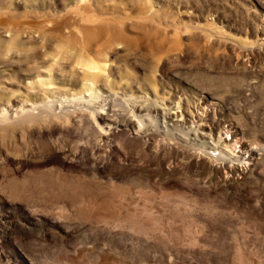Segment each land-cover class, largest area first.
Listing matches in <instances>:
<instances>
[{
	"label": "rangeland",
	"instance_id": "374dc122",
	"mask_svg": "<svg viewBox=\"0 0 264 264\" xmlns=\"http://www.w3.org/2000/svg\"><path fill=\"white\" fill-rule=\"evenodd\" d=\"M93 17L109 24L96 38ZM112 91L148 127L123 125L116 104L123 128L95 153L101 169L87 113L64 168L42 154L19 168L30 149L0 134V177L37 170L47 186L57 166L96 182L0 185V264H264V0H0V103ZM97 192L107 200L84 201Z\"/></svg>",
	"mask_w": 264,
	"mask_h": 264
},
{
	"label": "bare ground",
	"instance_id": "6f19581e",
	"mask_svg": "<svg viewBox=\"0 0 264 264\" xmlns=\"http://www.w3.org/2000/svg\"><path fill=\"white\" fill-rule=\"evenodd\" d=\"M92 19L94 20L95 24L89 27L88 36L91 35L92 38H96L97 36L101 35L106 30V28L103 26L107 23H105L103 20H107V17H104L103 20H101L99 17H97V18L93 17ZM86 20L88 22H91V19H86ZM107 25L109 26V24H107ZM86 28H87L86 25L81 24L78 26V29L81 32H83V34H86ZM71 30H73V29H71ZM109 30H111V32H112L113 26H111ZM91 96L92 95L89 94V99L83 98L84 96L80 97L78 99L75 97H71L68 99L66 97L65 99H61L60 101H51L52 100L51 99L50 101H47L46 103L35 102V101L34 102L19 101V100L14 101L15 103H12V102L4 103V104L0 103V134L3 136L4 133H9L12 135V138H13V136L18 133V134H20L19 138L23 141L22 143L24 144V146L27 149H30L28 154H26V156H24L23 159L22 158L18 159V162H17L19 165L18 167L19 168L22 167V165H23L22 162H25L23 160L30 162L33 158H36V157H38V155L42 154V158L44 159L43 162L45 164H50V162H52L53 159H55V161L56 160L58 161V162H55L56 165H63V168H64L70 159L68 149H69V144L71 143V137H72V134H71L72 131L70 128L71 120L76 119L77 115H83V114L87 113L90 115L91 120H89V123L94 130V138L89 139L91 142H93L92 146L89 147L90 148V155L93 156L91 158L94 161V164H96L98 169H101V167L104 165V156L101 157L102 159L100 157H94L95 153L99 152V151L105 152L107 150L105 143L107 142V138H109V134H112L113 136H115L117 133H113V132L117 131L118 129L123 128V127H121V124H119L117 121V119L119 118V117L117 118V116L122 114V111H121L122 109L119 107H116L115 105L119 103L121 106H123L125 100L123 98H121L117 92H113V91L110 92V94H108L106 97H103L100 99H92ZM119 99H122V102H118ZM124 105H125V108L127 107L130 110L131 115L127 117V121H124L126 123L122 122V124L123 125L124 124L132 125L134 127V131L136 134H140V133L145 132L146 127H148V125H147V123H144V119L138 115L140 118L137 121L136 115L134 114L135 109L131 108L128 103H126ZM178 116H179V112L177 110L173 109V111L169 115V118H170V120H173V119L175 120V119L179 118ZM164 121L165 122L162 125L166 126L167 121L166 120H164ZM176 122H177V120H176ZM117 123H118V126L115 128V126H116L115 124H117ZM204 125L205 124L200 123L201 133L203 135H206V134H208V132L204 130L205 129ZM202 126L204 127V129L202 128ZM230 139H232V138H230ZM85 145L88 146L89 141L87 143H84V145H80L79 149L81 151L87 150V148L84 147ZM79 149H77L75 154H78V152L80 151ZM253 149H255V148L253 147ZM35 150H37V151H35ZM233 156H235V155H233ZM0 158H4V155L1 154ZM0 160H1L0 163H2L3 159H0ZM231 162L232 163L229 166L231 168H235V169L247 170L252 165V160L246 161V162L245 161L244 162H240V161L235 162V161L231 160ZM46 166H48V165H46ZM36 168H38V167H36ZM35 172L39 173L37 170ZM35 172L34 173L33 172H25L23 174L20 172L21 175L15 174L13 177H11V178L9 177L10 179H8L7 176L0 177V185L5 186V187L8 185L10 187V189L13 190L12 186L16 181L15 176L17 178V182L14 185V187L17 189L14 191H20V190H22V188H25L27 190L32 189L33 191L39 192V191H42L43 189L47 188L46 191H48V192H45V193H56V191H61V190L64 191V189H66V187L63 186V184L66 186H74V187H77L79 189L81 188V186L88 188L90 185L96 184L94 179L93 180H85L84 182L82 181V179H80L81 181L68 179L69 176L67 174H64L65 171H63L62 168L55 166V167H50L48 169L47 172L50 174L45 175L47 186H43L42 181H41V178L43 176H41L40 174H35ZM96 172H97V170H96ZM60 179L62 180L61 182H60ZM82 183H84V184H82ZM110 184H112V183H110ZM33 188H35V189H33ZM50 195H52V194H50ZM89 195L91 197L94 196V199H96V200H98L100 198L101 201H103V202L107 200V198H105L104 195H101V192L100 193L97 192V193H93V194H91V193L88 194L87 197L84 198V201L87 200L90 202V200H93L89 197ZM110 197H111V195H110ZM71 202H72V204H74V201H71ZM25 208H26L25 206H22V209H25ZM110 212H111V210H110ZM114 212L116 213V211H114ZM66 214H68V212ZM3 216H4L3 214H0V217H3ZM92 216H94V215H92ZM32 222H33V220H32Z\"/></svg>",
	"mask_w": 264,
	"mask_h": 264
}]
</instances>
